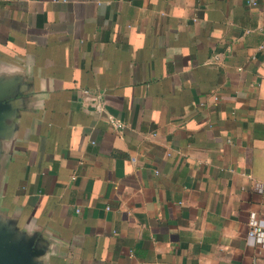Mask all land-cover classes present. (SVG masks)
<instances>
[{"label":"crops","instance_id":"obj_1","mask_svg":"<svg viewBox=\"0 0 264 264\" xmlns=\"http://www.w3.org/2000/svg\"><path fill=\"white\" fill-rule=\"evenodd\" d=\"M0 77V207L47 264H264V0H0Z\"/></svg>","mask_w":264,"mask_h":264},{"label":"water","instance_id":"obj_2","mask_svg":"<svg viewBox=\"0 0 264 264\" xmlns=\"http://www.w3.org/2000/svg\"><path fill=\"white\" fill-rule=\"evenodd\" d=\"M15 82L0 77V185L3 177L5 143L15 138L23 98ZM48 247L36 233L18 225L0 207V264H47Z\"/></svg>","mask_w":264,"mask_h":264},{"label":"built area","instance_id":"obj_3","mask_svg":"<svg viewBox=\"0 0 264 264\" xmlns=\"http://www.w3.org/2000/svg\"><path fill=\"white\" fill-rule=\"evenodd\" d=\"M92 90L90 89H85L83 91V94L85 96V101L92 106H97L98 103H90L89 100L92 98ZM98 99H101V94L98 95ZM108 121L110 122L111 125L115 126L118 129H123L125 124L113 117V116H108ZM248 233L247 237L248 239L253 242L255 247L258 250L263 251L264 250V224L263 221L261 220L259 214L257 212L251 211L248 216Z\"/></svg>","mask_w":264,"mask_h":264}]
</instances>
